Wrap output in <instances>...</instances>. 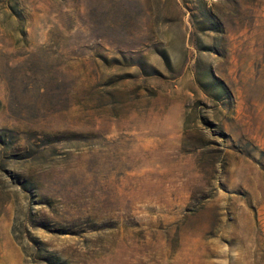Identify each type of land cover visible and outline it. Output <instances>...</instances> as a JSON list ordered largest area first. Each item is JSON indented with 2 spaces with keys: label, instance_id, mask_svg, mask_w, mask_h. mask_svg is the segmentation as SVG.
Listing matches in <instances>:
<instances>
[{
  "label": "rangeland",
  "instance_id": "374dc122",
  "mask_svg": "<svg viewBox=\"0 0 264 264\" xmlns=\"http://www.w3.org/2000/svg\"><path fill=\"white\" fill-rule=\"evenodd\" d=\"M0 264H264V0H0Z\"/></svg>",
  "mask_w": 264,
  "mask_h": 264
}]
</instances>
